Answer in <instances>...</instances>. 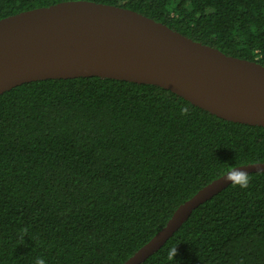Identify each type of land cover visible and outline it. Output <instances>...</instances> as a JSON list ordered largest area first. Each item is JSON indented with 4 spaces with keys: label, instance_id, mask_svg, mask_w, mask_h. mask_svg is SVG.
Segmentation results:
<instances>
[{
    "label": "trees",
    "instance_id": "obj_1",
    "mask_svg": "<svg viewBox=\"0 0 264 264\" xmlns=\"http://www.w3.org/2000/svg\"><path fill=\"white\" fill-rule=\"evenodd\" d=\"M69 1L136 12L264 67V0H0V20ZM262 163L264 127L157 86L22 84L0 95V264H123L203 187ZM248 176L247 189L229 184L200 204L142 264H264V173Z\"/></svg>",
    "mask_w": 264,
    "mask_h": 264
},
{
    "label": "water",
    "instance_id": "obj_2",
    "mask_svg": "<svg viewBox=\"0 0 264 264\" xmlns=\"http://www.w3.org/2000/svg\"><path fill=\"white\" fill-rule=\"evenodd\" d=\"M80 77L157 86L223 120L264 127V67L141 14L69 1L0 20V95L25 83ZM237 168L264 173V163ZM224 176L180 205L123 264H142L158 251L194 209L229 185Z\"/></svg>",
    "mask_w": 264,
    "mask_h": 264
},
{
    "label": "clouds",
    "instance_id": "obj_3",
    "mask_svg": "<svg viewBox=\"0 0 264 264\" xmlns=\"http://www.w3.org/2000/svg\"><path fill=\"white\" fill-rule=\"evenodd\" d=\"M185 113H187V109L182 108L181 114H185ZM224 179L232 186L239 187L240 189H247L249 186V176L247 172L241 170V168L232 167V170L225 174ZM24 231L25 230L23 229L21 230L20 233L21 239H23ZM175 254H176V248L171 249L169 252L170 258L173 259ZM34 264H46V259L43 256H37L35 258Z\"/></svg>",
    "mask_w": 264,
    "mask_h": 264
}]
</instances>
